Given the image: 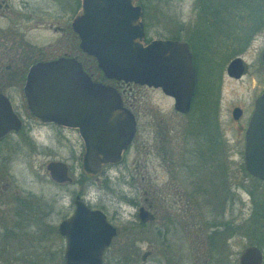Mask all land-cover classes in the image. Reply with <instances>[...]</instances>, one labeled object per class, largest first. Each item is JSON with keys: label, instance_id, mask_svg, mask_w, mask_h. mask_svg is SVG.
<instances>
[{"label": "rangeland", "instance_id": "1", "mask_svg": "<svg viewBox=\"0 0 264 264\" xmlns=\"http://www.w3.org/2000/svg\"><path fill=\"white\" fill-rule=\"evenodd\" d=\"M11 1L10 19L20 24L14 26L11 22L10 25L19 31L22 40L17 53L21 55L24 52L26 61L29 59L27 56L35 55L37 50L44 51L48 44L63 39L59 32L40 24L39 18H43L46 12L57 11L64 21L66 12H70L65 7V0H25L21 9L19 6L22 4L18 0ZM139 3L144 8L146 39L189 38L196 49L199 86L191 110L186 114L174 110L172 97L158 87L130 84L132 96L139 100L135 110L138 116L135 143L117 167L107 170L117 178H111V182L86 184L85 174L80 170L82 145L77 132L32 118L18 91L11 90L12 103L22 116L23 127L3 141L8 159L6 177L9 179V192H30L42 202H50L54 198L60 204V199H63L64 203L59 207L63 209L70 192L82 187L92 199L105 203L108 209L132 210L136 207L135 202L122 200L121 194L127 193V198L136 197L142 203V191L148 183L158 185L170 175V188L182 187L185 195L180 196L181 200L177 196L166 197L159 203L161 209L177 211L184 204L186 209L201 208L202 219L215 218L217 224L228 220V264H237L240 251L249 244L261 249V264H264V209H255L253 200L257 199L256 194L264 192V181L246 175L240 168V164L243 165V128L254 96L264 87V60L260 59L264 46V0H217L207 12L202 6L201 10L205 11L201 15L203 19H199L193 6V3L201 5L199 1L139 0ZM73 4L75 9L77 0H73ZM209 18L214 20L205 21ZM180 20L184 31L179 29ZM236 55L243 59L246 68L234 78L226 74L225 66ZM233 106L242 108L237 119L231 116ZM56 159L67 163L69 174L77 183L62 184L50 179L45 164ZM135 160L138 161L139 174L132 168ZM183 160L191 167L184 174L179 173ZM198 182L202 188L200 200L193 194V187ZM210 209L218 211L210 216ZM185 219L190 226L186 229L191 232L186 233L185 243L179 236L174 244L171 241L163 244L166 246V250L163 247V264H193L194 223L189 213ZM177 229L175 227L173 231ZM175 234L181 235L182 231ZM221 238V233L215 236L208 264H221ZM142 241L139 248H126L122 252L129 255L133 250L137 253L133 258L137 264H148L147 257L140 259L147 249ZM55 243V240H49L45 245L54 246ZM7 244L0 232V257H4L5 252L1 248ZM28 245L27 240L19 249L26 260L36 251ZM10 248L7 250H12ZM188 250L192 253L189 254ZM13 254L11 256L14 257Z\"/></svg>", "mask_w": 264, "mask_h": 264}, {"label": "water", "instance_id": "2", "mask_svg": "<svg viewBox=\"0 0 264 264\" xmlns=\"http://www.w3.org/2000/svg\"><path fill=\"white\" fill-rule=\"evenodd\" d=\"M141 16L137 0H79L71 25L79 48L94 57L104 76L159 87L172 97L174 109L185 112L196 89L188 44L169 38L144 42ZM260 58L264 59V48ZM244 63L240 56L232 57L226 74L239 77ZM22 90L32 115L77 128L85 144L81 167L86 173L94 174L101 163L116 160L132 137L133 116L121 105L119 93L111 85L93 81L74 57L31 63ZM0 106L9 116L4 129H17L20 119L1 93ZM240 112L234 106L231 115L236 118ZM242 161L246 171L264 179V88L254 97L244 128ZM45 168L54 180L70 179L62 160H48ZM59 230L68 237L66 264H99L101 250L113 232L103 213L82 201H76L72 215L61 220ZM260 262V249L253 244L246 245L237 259V264Z\"/></svg>", "mask_w": 264, "mask_h": 264}, {"label": "flooded vegetation", "instance_id": "3", "mask_svg": "<svg viewBox=\"0 0 264 264\" xmlns=\"http://www.w3.org/2000/svg\"><path fill=\"white\" fill-rule=\"evenodd\" d=\"M18 1L19 3L22 4L21 6H19L20 7L19 9H21L22 7H24L25 0H18ZM196 1H199L201 5L199 4L197 5V3H193L194 10L198 11L197 14L200 16L199 19H203L201 15H202V11L203 12L205 11L201 10L202 6L205 7L207 12L209 10V7H211L213 3H216L217 0H195V2ZM219 1L221 2V0ZM64 2H65V7L69 8L70 10L69 13L66 12L67 14H66V18L64 17V21H62L59 18L57 11L51 12L50 10L49 13L46 12V15L43 18H39L40 24L42 23L47 28L59 32L63 39L57 41L56 43L48 44L49 46L44 51H41L40 49L37 50L35 55L27 56L29 59L28 61H26L24 52L21 55H18L17 53V50L18 52L20 51L19 46L22 39L19 35L18 29L14 27L17 24L19 25L20 23H15L14 20L10 19L9 16L12 8L10 3H12V1L0 0V93L9 101L12 110L16 113V115L20 119V126L17 129H10V128L4 129L6 122H8L9 116L8 115L6 116V114L3 113V108L0 106V142H2V144L0 143V232L3 235V240L9 244V245L8 244L4 245L1 248V250H4L5 255L4 257H0V261H1L0 263L66 264L64 253L68 243L67 241L68 237L59 230V223L61 222V220L66 219L72 215L76 207V201H82L88 208L97 209L101 213H103L105 221L109 223V225H111L113 229V232L110 235L107 244L104 245L101 250L99 264H129L130 262L137 264L138 262L133 259L137 255V253L132 250V252L129 253V255L131 256H129L127 253H123L122 249H126V248L137 249L140 247L139 243L143 242L142 240H144L147 249L140 255V259L144 260L147 257L148 264H163L164 262L163 247L166 250V246L163 244L169 243L170 241L174 244V242L178 241L179 236L183 238L185 243L186 233H189L190 231L186 229V227H190L189 225L187 226L186 224L185 218L187 213H189L190 218L192 217L191 220L194 223V229H195L193 231L195 245L193 247L194 250H191L194 255L193 264H202V262L203 264H208L209 258L211 256L212 248L214 247V243H215L214 238L215 236L217 237L219 233H221L222 235L221 264L222 263L228 264L229 259H228V252L226 246L227 245L226 239L228 238V229L230 227L228 225L229 224L228 220L225 221L226 223L222 221L220 225L216 223L215 218H211L209 220L202 219L201 208L193 209V210L189 208L186 209V207L183 206L184 204L177 211L160 208L159 205L160 201H163L166 197L175 198L177 196L180 199L181 198L180 196H182L183 194L185 195V193L183 192L184 188L182 187L181 189L170 188L169 186L171 179L170 175H168L166 180H164L158 185H155L153 182H149L145 190L142 191V203L136 197L127 198L128 197L127 193L121 194L120 197L122 200L125 201L129 200L135 202L134 205L136 207H134V209L132 210L121 209V208L108 209L105 207L106 206L105 203L101 202L98 199L96 201L92 199L90 197V194H88L87 191L83 190L82 187H80L76 191L73 190L70 192L67 198V204L64 205L65 208L63 209H60L62 203H64L63 199H60L61 201L60 204L57 202V199L54 198L50 202H42L39 198H36L35 195L31 194L30 192L27 193L9 192L8 189L9 179L8 177H6V175L8 176L7 174L8 168L6 165L8 159L5 156L6 150L3 141L6 138H8L11 134L19 132L20 129H22L23 127L22 116L14 108V105L12 103L13 97L10 91L16 89L20 95V98L22 99V102L26 106L22 86L25 80L26 71L31 63L41 60L53 59L60 56L76 58L81 62L82 69L89 75V77L93 81H97L102 84L113 86V88L119 93L121 105L127 108L133 116L135 129L133 131L132 137L129 140L125 149L121 152L120 156L116 160L106 161L104 163H101L99 171L94 174H90L82 170L81 155H80V170L81 173L85 174L87 180L86 184L102 182V181L111 182L112 181L111 178H117L116 175H113L111 172H107V170L108 169L111 170L112 168L117 167L118 164H120L123 161V159L126 156V153L129 151L131 145L135 143L137 137L138 116L135 110H136V106L139 104L138 103L139 100L136 99L134 96H132L130 84H138V83H134L131 81H123L121 79L109 78L103 75L102 71L97 66L94 57L83 51L81 48H79L78 36L74 32L71 25V20L74 16V13L79 7V0H77V5L75 9L73 7L74 6L73 0H65ZM137 2L139 3V0H137ZM140 7L142 10L141 20L144 29V42H147L151 39L160 38V37L149 38V39L145 38L146 25L143 20L144 8L143 5L141 4ZM18 13L21 14L20 12ZM212 20L214 19L209 18V20H205V21L211 22ZM11 22L14 23V26L10 25ZM182 22L183 21L180 20L179 29L181 31H184L185 28L182 26ZM165 38L177 39L187 42L193 58V63L196 69V89L192 101L190 103L189 109L185 112H181L174 109L173 107V109L179 112L180 114H184V113L186 114L191 110V106H192L191 104L194 101V98L196 96L195 94L197 93L199 86L198 68L195 60L196 49L194 48L189 38L188 39L178 38L175 36L165 37ZM263 48L264 46L262 47V49ZM17 56L19 57L18 59ZM245 68H246V64L244 63V69L241 72V74L245 71ZM252 107H253V101H252ZM252 107L250 109L249 115L252 111ZM240 109L241 112L239 116L234 119H237L241 116L242 108L240 107ZM29 115L32 118H35L42 123H53L52 121H42L38 117L32 115L30 112ZM210 124L212 126V123ZM61 127H65V126H61ZM67 128H70L77 132V128L75 127H67ZM244 128H243V133H244ZM212 129H214V126H212ZM80 141L83 152L85 144L81 138ZM180 166L181 169L179 170H181V172L179 171V173L184 174L185 170L186 171L187 169L191 170V167L189 165H186L185 160H183ZM66 168H67L66 174L69 176L70 178L69 180L65 179L63 181H57L52 179L51 177L50 179L56 183H62V184L77 183V180L76 179L73 180L72 176L69 174V166L67 165V163H66ZM132 168L135 170L136 173L138 174L140 173L138 172L139 169L138 161L136 160L133 161ZM249 175L253 176L250 173ZM140 177H143V174H141ZM195 178L196 176L193 177L194 183L196 184ZM261 180L264 181V179ZM80 185L84 186V183L82 182ZM201 190L202 188L200 182H198L197 185L193 187V194L198 197V200H200ZM217 211L218 210L210 209L209 210V212L211 213L210 216L215 215L212 213H216ZM221 212H223V210ZM221 215H223V213ZM191 220L189 219V222H191ZM77 221L79 222V219ZM171 226H172V231L170 230ZM175 227H177L178 229L173 231ZM179 231H182L181 235L175 234L176 232ZM27 240L29 244L28 246L34 247L36 249L34 254H32V257L28 258L29 260L28 259L26 260V257L23 255L24 253L19 251V249L22 248V244ZM49 240L51 242L55 240L56 241L55 245L54 246L53 245L51 246V244H49L50 246L45 245V242ZM9 247H11L10 249L12 250L8 251L7 248ZM191 251L188 250L189 254L192 253ZM13 252H14L13 254L14 257L11 256V253ZM260 252H261V262H262L263 255L261 249ZM215 258H217V252L215 253Z\"/></svg>", "mask_w": 264, "mask_h": 264}, {"label": "trees", "instance_id": "4", "mask_svg": "<svg viewBox=\"0 0 264 264\" xmlns=\"http://www.w3.org/2000/svg\"><path fill=\"white\" fill-rule=\"evenodd\" d=\"M240 168L245 172L246 175H249V173L244 169L243 165L240 164ZM253 194V193H252ZM257 197V199H253L254 200V208L255 209H264V192H260V194H256L255 195ZM254 196L252 195V198Z\"/></svg>", "mask_w": 264, "mask_h": 264}]
</instances>
